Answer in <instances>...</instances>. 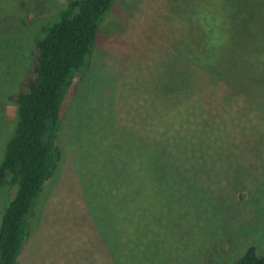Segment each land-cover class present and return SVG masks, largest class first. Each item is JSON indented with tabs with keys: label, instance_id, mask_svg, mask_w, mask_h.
<instances>
[{
	"label": "rangeland",
	"instance_id": "rangeland-1",
	"mask_svg": "<svg viewBox=\"0 0 264 264\" xmlns=\"http://www.w3.org/2000/svg\"><path fill=\"white\" fill-rule=\"evenodd\" d=\"M67 1L0 0V163L17 123L8 97ZM188 47L197 65L208 50L204 92L165 87ZM59 137L19 264H235L251 246L264 257V0H115ZM110 161L128 169L116 191ZM16 189L0 186V226Z\"/></svg>",
	"mask_w": 264,
	"mask_h": 264
},
{
	"label": "trees",
	"instance_id": "trees-1",
	"mask_svg": "<svg viewBox=\"0 0 264 264\" xmlns=\"http://www.w3.org/2000/svg\"><path fill=\"white\" fill-rule=\"evenodd\" d=\"M114 1L68 0L55 19L42 26L21 85L8 97L17 105V123L0 163V186L17 189L1 221L0 264L20 263L37 200L63 157L59 131L70 99L90 67L100 22ZM194 50L188 47L183 60L166 64L167 89L188 94L209 89L212 68L204 62L208 50L199 49L200 65ZM124 165L122 161L112 168L110 161L105 179L109 190L129 184ZM235 264H264V257L251 246Z\"/></svg>",
	"mask_w": 264,
	"mask_h": 264
}]
</instances>
